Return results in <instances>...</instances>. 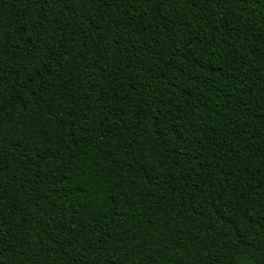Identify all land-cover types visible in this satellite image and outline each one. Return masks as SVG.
<instances>
[{
    "label": "trees",
    "instance_id": "1",
    "mask_svg": "<svg viewBox=\"0 0 264 264\" xmlns=\"http://www.w3.org/2000/svg\"><path fill=\"white\" fill-rule=\"evenodd\" d=\"M0 264H264V0H0Z\"/></svg>",
    "mask_w": 264,
    "mask_h": 264
}]
</instances>
